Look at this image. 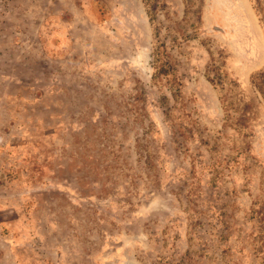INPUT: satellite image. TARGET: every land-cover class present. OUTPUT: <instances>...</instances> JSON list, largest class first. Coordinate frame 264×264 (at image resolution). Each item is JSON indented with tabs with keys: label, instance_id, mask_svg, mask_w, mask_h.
<instances>
[{
	"label": "rangeland",
	"instance_id": "obj_1",
	"mask_svg": "<svg viewBox=\"0 0 264 264\" xmlns=\"http://www.w3.org/2000/svg\"><path fill=\"white\" fill-rule=\"evenodd\" d=\"M0 264H264V0H0Z\"/></svg>",
	"mask_w": 264,
	"mask_h": 264
}]
</instances>
